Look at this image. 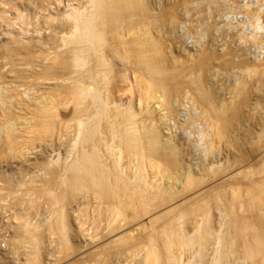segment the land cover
<instances>
[{"label":"bare ground","instance_id":"obj_1","mask_svg":"<svg viewBox=\"0 0 264 264\" xmlns=\"http://www.w3.org/2000/svg\"><path fill=\"white\" fill-rule=\"evenodd\" d=\"M187 1L0 0V206L28 204L23 264H264V0L221 25L202 14L173 54ZM207 1L209 15L224 2ZM214 27L261 56L202 41ZM163 109L199 121L193 166L172 126L146 122Z\"/></svg>","mask_w":264,"mask_h":264},{"label":"rangeland","instance_id":"obj_2","mask_svg":"<svg viewBox=\"0 0 264 264\" xmlns=\"http://www.w3.org/2000/svg\"><path fill=\"white\" fill-rule=\"evenodd\" d=\"M152 3L153 2H155V3H159V2H162V1H165V0H150ZM205 1H207V0H205ZM205 1H203V0H188L187 2L189 3L188 4V10L185 12L184 10H183V12H182V14L183 15H181L182 17H181V20L179 21V22H177L176 24H175V26L173 27V28H170L169 30H168V32L166 33L168 36H166L167 38V40L165 39V43H167L168 44V42H170L171 41V43H169V44H171L172 46H171V49L173 50L172 52H173V54L174 53H177L178 52V50H181L182 48H183V45L186 47V48H190V46L192 45H194V40L191 42V44H188L187 42H186V39L188 38L187 37V35L188 34H186V33H188L189 32V34H191V35H193V39H195L196 41H198L197 40V36H199V34H200V30H199V23L196 21V20H198L199 21V18H200V16H201V19L204 17L205 19H207L208 18V20L210 21V19H211V21H213V23L214 22H216L217 21V23H219L220 24V22L222 23H224V20H225V18L227 19V15H229L230 13H237L238 11V13H243V12H245V10L244 9H242V8H240L239 7V0H223L224 2L222 3V6H221V10L219 9L217 12H212L211 14H213V15H209V3H208V1L206 2V4H204L203 5V3L205 2ZM207 3H208V5H207ZM154 4V3H153ZM205 5H207V6H205ZM231 6V8H229ZM233 6V7H232ZM236 6V7H235ZM190 7H191V9H190ZM197 7V8H196ZM208 9V10H207ZM205 10H207V11H205ZM206 12V13H205ZM204 16H203V15ZM197 16V17H196ZM213 17V18H212ZM216 20H215V19ZM223 20V21H222ZM218 24V25H219ZM185 25V26H184ZM217 25V26H218ZM221 25V24H220ZM214 26H216V25H214ZM185 28H187V32H186V29ZM214 28H215V30H214ZM212 30H211V32H208V35H204V37L202 38V41H206L207 43H211L212 44V46H214V47H217L218 45H220V43L222 44L224 41H228V40H233V42H238V43H240V44H243V46L244 47H246V49L247 50H249V53H259L260 54V56H261V54H262V48L260 47V45L258 44V43H255V42H253V41H251L250 39H248L247 37H245V38H242V39H240L236 34H230V32H228V29H219V32H218V27H214ZM221 30V31H220ZM212 31H214V33L216 34V35H214L213 34V32ZM171 32V33H170ZM156 33V32H155ZM198 34V35H197ZM213 35H214V37H213ZM233 35V36H232ZM174 36V37H173ZM196 36V37H195ZM232 36V37H231ZM187 37V38H186ZM206 37V38H205ZM213 37V38H212ZM230 37V38H229ZM168 38H170V39H168ZM172 39L174 40V41H172ZM188 39H190V38H188ZM237 39V40H236ZM175 40L177 41V43L175 42ZM215 40V41H214ZM168 41V42H167ZM202 41H200V42H202ZM213 41V42H212ZM186 42V43H185ZM193 43V44H192ZM173 44H175V45H173ZM183 44V45H182ZM177 45V46H176ZM221 46V45H220ZM220 46H218V47H220ZM181 47V48H180ZM217 47V48H218ZM255 49V50H254ZM259 52H258V51ZM251 51V52H250ZM256 51V52H255ZM216 67H218V66H215L214 67V69L215 70H218L219 69V67L218 68H216ZM231 69L232 68H230L229 69V71H228V69H227V71L228 72H230L231 71ZM218 71H220V69L218 70ZM226 71V70H225ZM227 71H226V73H227ZM232 72V71H231ZM137 83H139V81L137 82ZM139 85V84H138ZM136 88H137V85H136ZM138 89H140V92H143L144 90H143V85H140V86H138ZM159 93V92H158ZM137 94H138V91H136L135 92V96L137 97ZM123 96V95H122ZM262 104H263V101H262ZM183 108V105L180 107V110ZM264 109V106L262 105V108H261V110H263ZM179 110V112H181ZM260 110V111H261ZM161 112H165V110L163 109V110H161L160 112H158V113H156V112H153V113H149V114H147L146 115V122H152V123H154L155 125H159V128L161 127L162 128V131L164 132H167L168 131V129H170V127H171V129H170V131H172V132H174L176 135H177V137L180 139V138H182V142L184 141V143H185V146H186V144H187V147H188V154L187 153H185V154H183V156L185 157L184 158V161H188V163L187 162H185L186 163V165L185 166H187V165H189L190 164V166H191V163H192V166H193V162L196 160V159H198V157L197 156H199V154H197L198 152L193 148V147H190V146H192V145H189V144H191V142L193 141V140H191V139H193V138H195L196 136H197V134H198V129H199V121H197L196 123H192V124H190V125H188L187 126V124L186 125H182L181 123H179V121H177V119H178V114H173L172 116H175V117H169V119L168 118H166L165 116L164 117H161V115H160V113ZM262 112V111H261ZM151 114V115H150ZM262 114L264 115V110H263V112H262ZM149 115V116H148ZM176 115H177V117H176ZM262 115V117H264ZM155 116V117H154ZM69 118V119H68ZM65 120H71V117H66V119ZM176 120V121H175ZM264 120V119H263ZM173 121H175V122H173ZM158 122H160V123H158ZM164 122V123H163ZM169 122V123H168ZM177 123V124H176ZM166 124V125H165ZM181 124V125H180ZM169 125V126H168ZM180 125V126H179ZM182 126V127H181ZM195 126V127H194ZM60 127H62V129L60 128ZM188 127V128H187ZM59 129H61V130H64L63 129V126H59L58 127ZM57 128V129H58ZM180 128V129H179ZM61 130H57V132H58V136L59 135H61V136H59V139L62 141V139H65V138H67L68 137V133L70 132H68L66 129L63 131V133H59V132H62ZM181 133H179L178 131ZM175 131H177V132H175ZM66 132H68V133H66ZM164 132V133H165ZM183 133V134H182ZM193 134V135H192ZM180 135V136H179ZM191 135V136H190ZM64 136H66V137H64ZM185 136V137H184ZM193 136V137H192ZM185 140H184V139ZM188 138V139H187ZM191 138V139H190ZM181 140V139H180ZM185 141H187V142H185ZM189 141V142H188ZM192 148V149H191ZM192 151V152H191ZM191 152V153H190ZM191 154V155H190ZM187 157H186V156ZM196 156V157H195ZM192 157V158H191ZM186 159V160H185ZM192 161V162H190V161ZM33 165V166H32ZM24 167H26V168H24ZM24 169H22V167H21V169L23 170L22 172H21V169H20V171L17 169V168H15L14 167V169H13V167H7V170L9 169V170H16V172H14L13 170V172H14V174L16 173V174H18L19 172H21V173H23L24 172V170H25V172L24 173H26V174H23V175H28V174H30L31 172H35V171H38V169H39V171H42L43 170V167L40 165H36V164H28L27 166L26 165H24ZM10 168H12V169H10ZM42 168V170H40ZM8 170V171H9ZM17 171H19L18 173H17ZM12 172V173H13ZM10 173H11V171H10ZM17 193H21V192H19V190H17L15 193H13V194H17ZM7 194V193H6ZM4 199H5V201H4ZM17 201V200H16ZM2 203H4L2 206H0V246L2 247V246H4V248L6 247L4 244H6V245H8L9 244V246H10V252H6V253H0V256L2 257V260H3V262L1 261V263L0 264H23V262L25 263L26 262V260H27V253L25 254L24 252L22 253L21 251H24L25 250V252H26V250H30V244H29V241H28V238H25V239H20V237L19 236H21L20 234H19V236H15V230H17L16 229V226H18V222H19V220H18V218H17V213L20 211V210H22V209H25V210H28V204L26 203V201H20V200H18V202H15L14 200H13V198H12V194H8V195H5V197H3V200L1 201ZM43 204L44 203H41V205L43 206ZM41 205L37 208V210L36 211H34V213L32 212V213H30V217L32 218V220H34V219H36V218H39V217H42L44 214H45V210H46V208H45V205L43 206V207H41ZM40 208V209H39ZM42 208V209H41ZM41 210V211H40ZM42 211H43V213H42ZM3 248V247H2ZM19 251V252H18ZM18 253V254H17ZM3 254V255H2ZM17 254V255H16ZM19 254H20V256H22V257H20L19 256ZM19 256V257H18ZM12 257H14V258H12ZM11 258H12V260H13V263H12V261H11ZM16 258V259H15ZM24 258V259H23ZM18 259V260H17ZM263 259V258H262ZM7 261V262H6ZM20 261V262H19Z\"/></svg>","mask_w":264,"mask_h":264},{"label":"built area","instance_id":"obj_3","mask_svg":"<svg viewBox=\"0 0 264 264\" xmlns=\"http://www.w3.org/2000/svg\"><path fill=\"white\" fill-rule=\"evenodd\" d=\"M186 42L188 43V44H191V41H190V39H186Z\"/></svg>","mask_w":264,"mask_h":264}]
</instances>
